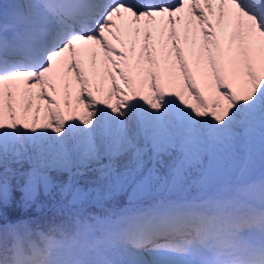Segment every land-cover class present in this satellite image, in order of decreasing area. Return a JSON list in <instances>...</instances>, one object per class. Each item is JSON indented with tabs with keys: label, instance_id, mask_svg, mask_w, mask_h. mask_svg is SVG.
I'll return each mask as SVG.
<instances>
[{
	"label": "rangeland",
	"instance_id": "374dc122",
	"mask_svg": "<svg viewBox=\"0 0 264 264\" xmlns=\"http://www.w3.org/2000/svg\"><path fill=\"white\" fill-rule=\"evenodd\" d=\"M0 2L8 3L7 0H0ZM174 12H176V10ZM143 20L135 17L134 21L131 22L130 28L132 29L133 35L136 34L137 30L134 27L138 21H142L143 23V28L140 32L143 31L146 33L150 30V28H145L149 25L147 22H150V20ZM208 33H210L209 30ZM153 39V42H155V38H150L147 48L148 52L152 49L151 41ZM119 44L120 45L115 44L116 46L114 47L117 49L125 48V44ZM156 45L157 44H153V47H155L153 53L156 52ZM114 47L110 51V54H112L111 57H114L117 53ZM159 47H161V45ZM124 55V51L121 50V53L119 54L120 61L116 58L120 65V69L117 71L119 72L120 77L114 79L116 82H114L113 86L115 85L118 87L120 81L123 83L126 81L129 82V87L127 85H125V87L123 86L124 89H130L125 91L129 94L124 96L129 100L128 104L126 103L127 100L120 96L123 92L121 93V91H117V89L115 90L117 92H112L111 90V93H114L113 97H115L118 101L117 103L124 109V111L129 105L131 107L130 116H128V119L126 118L127 122H123L120 128L116 125V122H112L110 123V129H108L109 124L107 125L108 120H105V117L109 114L105 111L107 109L103 108L99 94L101 84L95 79L92 78V80L90 78L86 81L84 90L87 98L91 100V106L95 107L94 111L96 117L91 115V110L93 109L88 108L87 105L84 104L85 100L83 101L80 98V102L78 101L77 103L76 99L73 98L70 99L74 101L71 103L68 99L59 96V94L61 95L60 90H54V92H52V89L50 92L47 91L45 96L41 92L39 93L38 99H41L48 108L45 105L42 106L38 104L35 100H32L25 105H21V101L15 97V101H12L11 107L5 109L7 112L6 120L0 113V144H7L9 147H17L26 150L29 155H36L41 148L47 150L49 146L57 147L61 143L75 146L81 140L91 136L95 138L96 143L101 148H104L112 142L114 136L119 131L120 134L134 137L138 145L145 149L144 156L145 154H148L145 157L147 163L149 162V164H152L150 157L154 154V133L161 132L162 134H172L175 137V146L170 147L167 152L161 153L156 161V164L161 163V160L165 161L166 159H169L171 154L181 155L176 160L171 171L172 175L168 182L167 192L164 193L165 188L163 185L165 178L163 176L162 184L156 186L154 181L146 191L142 194H138L136 199L153 195L152 192L158 190L157 188H160L159 191L162 192L160 196H163V194H173L179 191L180 184L186 182L188 179L187 164L190 167L200 168L201 171H203V174L198 177L196 184L204 189H210L218 182L217 179L220 178L216 175L217 165L215 166L213 160H218L216 162L219 164V160L225 161L227 159H234L235 165H239V174L247 176L252 168L258 163L257 159H259V153H261L262 146L264 145V103H262L261 100V98H264V65L245 69L242 75L230 80H225V77L220 71L223 70V68H219V66L217 67L216 62V69H219V72L215 83L220 84V86L218 84L217 87L218 91L220 90L218 93L219 95L217 94L216 96L210 97L209 95L202 93L203 90L206 89H201L200 87L196 92L193 90L194 93L192 94L195 95L191 96V99H183L180 102H174L168 95L164 94L162 96L160 93L161 95L158 96V100L160 101L154 100L155 106H152L150 109L151 104L147 102L146 97L142 100L141 95L145 94L147 96L151 89L147 88L149 85L144 86L142 83L137 85V89L131 86L137 81L139 74L134 67V62H131L132 60H129L127 55L124 57ZM151 63L152 70L155 68V71L159 76L160 66L155 65L154 60L151 61ZM199 63L202 62L199 61ZM121 69H124V72L120 71ZM146 72L145 69L140 75H143V73L146 74ZM190 76L192 75L189 74V77ZM87 77L88 73H85L84 78L87 79ZM189 77L181 76V78L185 80H188ZM154 78L156 79H154V84H156L157 76ZM191 81L195 82L196 80L190 77V80H188L189 87H191ZM163 83L164 81H162L161 85ZM256 84H258V86ZM68 89L69 88H67V90ZM133 91L134 93L132 94ZM140 91L143 94L138 93ZM78 104L80 107L77 106ZM137 106L141 108V110L144 109L143 112L140 113L141 119L138 117L136 118ZM123 109H121V111ZM111 128H113V130ZM196 133L202 134V139L204 140L202 147L205 150L199 153L198 159L188 161L190 159L186 157L185 152L182 150V143L186 136L194 135ZM208 133H212L217 138L215 140H210L208 138ZM240 133L244 135L245 139L248 138V143L239 142L242 141L240 138L239 140H236V135H239ZM162 138L164 137L162 136ZM209 144L213 145L211 151L208 150ZM241 145H244L243 154L241 152L239 153L238 149L241 148ZM124 159L126 160L127 157ZM180 161H183V164L181 170L177 173L174 169ZM147 168H149V166L145 165V171H147ZM235 169V166H232L229 169L222 168V174L226 175L222 178L223 182H225V184H221L222 188L231 183ZM143 174V172L140 173L138 177H141ZM153 188L156 189L153 190ZM85 237L90 238L91 236L88 235ZM163 238L165 237L161 236L160 239L147 238L140 243L144 245L139 246H137L138 244H128L131 252L123 257V262L125 264H169L167 258H163V256L165 257L164 254L167 253L166 251L169 250H164L160 247L163 245L160 243ZM175 239L176 237H171L170 241H174ZM167 246H170V244H167Z\"/></svg>",
	"mask_w": 264,
	"mask_h": 264
},
{
	"label": "snow or ice",
	"instance_id": "6c2138e0",
	"mask_svg": "<svg viewBox=\"0 0 264 264\" xmlns=\"http://www.w3.org/2000/svg\"><path fill=\"white\" fill-rule=\"evenodd\" d=\"M261 100L264 103V98ZM208 138L215 140L217 137L208 133ZM203 143L202 134L188 135L182 150L189 159H198L199 153L205 150ZM174 146L172 134L154 133L152 166L145 171V149L134 137L119 131L104 148L91 136L75 146L61 143L57 147L49 146L47 150L41 148L36 155L0 144V264H80L77 260L61 258L55 252L64 245V240L58 239L57 235L67 238L69 224L75 229L73 239L89 233L94 228L89 217L96 225L114 223L113 213L105 216L86 214V209L93 205L103 207L104 202L126 191L133 181L129 201L136 199L159 179L156 161L161 153ZM212 147L209 144L208 150ZM182 164L183 161L178 162L174 171L179 173ZM142 172L144 174L137 180ZM122 219L123 216L117 218ZM187 223L186 219H181L154 228L162 233L185 227ZM140 235L144 240L152 232L142 231Z\"/></svg>",
	"mask_w": 264,
	"mask_h": 264
},
{
	"label": "bare ground",
	"instance_id": "6f19581e",
	"mask_svg": "<svg viewBox=\"0 0 264 264\" xmlns=\"http://www.w3.org/2000/svg\"><path fill=\"white\" fill-rule=\"evenodd\" d=\"M27 1L29 0H25V7H28L26 4ZM200 1H204V4L208 7L211 3H216V0ZM190 3L194 5L195 1L192 0ZM262 3H264V1H262ZM32 5L35 4L33 3ZM183 5L184 4L180 2V4L175 7L176 12L174 13L158 12L155 17H152L155 18L152 27L149 25L145 27L150 28V30L146 33L143 31L140 32L139 30L136 33L137 36L136 34L133 35L130 26L122 22L128 20L131 16L124 15L123 19L118 20V17H114V15L109 14V12L108 16L113 18L109 21V26L111 27L107 32L104 31V28H101L100 21L96 19L95 23L92 24L90 28V34L93 35L94 38H90V35H86L84 37L82 36L80 40H73L71 39V35H66L57 40L52 46L47 47L46 50L41 49L36 55L37 58L40 56V59L38 58L34 62L29 60L23 61L13 64L8 68L1 69L0 74L3 73L0 75V113L2 117L6 120L7 112L5 109L11 107L12 101H15V97L21 101V105L35 100L38 104L44 106L45 104L42 100L38 99L39 93L41 92L45 96L47 91L50 92L52 89V92H54V90H60L61 95L58 93L59 96L68 99L71 103L74 102L70 100L73 98L76 99L77 103L80 98L83 101L85 100L86 102L84 101V104H86L88 108L93 109L91 110V115L96 117L94 111L95 107L91 106V100L87 98L84 90L86 81L93 78L101 84L99 94L103 108L108 110H105L107 114H109L105 117V120L107 119L109 121V123L107 121V125L109 124L108 129H110V123L112 122H116V125L120 128L123 122H127L126 118L128 119V116H130L131 107L129 105L124 111L117 103L118 101L115 97H113L114 93L112 94L111 90L112 92L120 90L121 93L123 92L120 96L127 100L124 96L129 94L125 92L129 88L124 89L123 86L125 87V85H127L129 87L130 84L127 81L124 83L120 81L119 83L117 82L118 87L115 85L113 86L114 82H116L114 79L120 77L119 72H117L120 66H118L115 59L111 57L112 54H110V50L116 45H113V43L107 39L108 35H110L115 42L117 41L118 45H120L119 43L125 44L124 49H116L114 47L117 51L115 54L117 59H120L119 54L121 50H123L124 53L127 52L129 60L134 62V67L137 69L139 76L137 81L131 86L137 89L139 83H142L144 86L149 85L147 88L151 89L150 93L147 94V96L145 94L141 95V99L143 100L144 97L147 98V102L151 104L150 109L152 106H155L154 100L160 101L158 100V96L161 94L162 96L164 94L168 95L174 102H180L183 99H191V96L195 95L192 94L194 93L193 90L196 92L197 89L201 87V89H206L203 90L202 93L210 97L216 96L220 91H218L217 88L219 83H215L219 72V69L217 70L215 65L216 53L219 60L216 46L212 44L211 38L207 36L204 31V16L200 6L194 7L192 9L193 12H191L190 10H182ZM205 5L202 6V8H205ZM217 6L219 9L215 11L216 19L220 20V18L225 17L227 14H232L235 17L228 18L229 27L226 29L232 38L230 47L227 51L228 60H230L228 62V75L229 78L232 79L242 75L245 69L250 68L251 64L259 65L260 62H264V35L259 32L254 33L245 23V18L241 15L236 16L235 11H233L227 3L218 2ZM37 8L38 7H33V9ZM7 15L10 14L4 12L2 16L0 10V21L5 22V17ZM168 18H173L174 21L181 20L182 22L190 23L186 29V34L184 33V40L187 42H189V40L191 42L197 40L198 46L196 48V56H193L195 46L192 44L186 46V51L195 69V73L190 77L196 81L190 82L191 87L188 85V80H190V78L188 80L181 78V76L189 77V73L185 72L183 63L180 64L178 60L176 53L177 48L176 45H174L173 39L162 35L160 29L156 27L158 20H167ZM172 22L173 21L170 20V22L168 21L166 24L171 26ZM18 31L23 33L24 29L19 26ZM29 32L30 30L25 31V33ZM188 34L191 35L189 36ZM157 35H160L162 45L159 47L158 54L153 53V51L148 52L147 48L150 38H156ZM153 41L154 39L151 41V47H153V44H156V40L155 42ZM200 58H202L201 61H203L204 64L198 63ZM153 60L155 65H161L159 68L160 79L156 84H154V77L157 76L158 79L159 76L155 68L152 70L151 61ZM13 61L14 60L10 62ZM145 69L147 71L146 74L143 73V75H140ZM120 71L124 72V69ZM85 73H88L87 79L84 78ZM162 81H164V83L161 85ZM67 88L69 89L67 90ZM116 89L117 91H115ZM133 93L134 91L132 94ZM138 93H141V91ZM128 101L129 100L126 101L127 104ZM77 106L80 107L79 104ZM46 107L48 108V106ZM121 109L123 110L121 111ZM143 110L138 106L136 107V118L138 117L141 119L140 113H142ZM111 129L113 130V128Z\"/></svg>",
	"mask_w": 264,
	"mask_h": 264
},
{
	"label": "trees",
	"instance_id": "16d2710c",
	"mask_svg": "<svg viewBox=\"0 0 264 264\" xmlns=\"http://www.w3.org/2000/svg\"><path fill=\"white\" fill-rule=\"evenodd\" d=\"M147 155L148 154H145V156H144L145 160H146L145 157ZM180 156H181L180 154H171L170 158L166 159L165 161H163L162 164L161 163L155 164L156 175L159 177V179L155 180L156 186L162 183V177L163 176L165 178V181H167L166 178H168V175H169V173H170V171H171V169L173 167V164H174L175 160H177V158H179ZM122 163H123V161H122ZM145 165H148L149 167L152 166V164H149V162L146 163ZM139 177L137 176L136 179L138 180ZM134 183H135V181H133V184ZM133 184H130L126 191L119 193L114 199L104 202L103 207H96V206L93 205V206H90V207H88L86 209V214H95V215H100V216H105V215H108L109 213H113L114 214L112 216V219H113L114 223L109 224V225H105V229L109 228V232L110 231L113 232L111 234V237L114 236V237L119 238L120 236H122L123 231L126 229V223H127L128 218H129L128 209L125 208V207L118 209V207L123 205L125 202H127L126 201L127 200V196L130 193V191L132 190ZM186 185L190 186L189 192H193V193H189L188 195H196V192L198 193V191L200 190L199 188H197L196 186H194L192 184V176H191L189 181H186V183H184V185H183V187L181 189L183 192H185ZM164 188H166L165 185H164ZM154 189H156V188H153V190ZM159 199H160V201H163V203H165V199H162V198L157 197V196H150V197L145 198V199H143L141 201L135 202L133 205H131V207L134 209L135 212H139V213L145 212V211H148V210H154V209L159 208V206H160V204L158 203V202H160ZM123 209H126L127 211L122 212L121 210H123ZM120 216H123L124 219L117 220V218L120 217ZM59 219L60 218H58V220ZM89 220H90V223H92L94 225V228L92 230L99 229V231L101 232V230L103 228L102 227L99 228V226H103V225H96L95 221L91 220V217H89ZM41 226L43 227V225H41ZM109 226H111V228ZM73 228L74 227L71 224H69L67 226V228H66V231L68 233L67 238L60 237L59 235H57V238L63 239V240L64 239L65 240H70L69 242H71V240L73 239V235L69 236V234H70V231ZM101 233H103V232H101ZM79 236H77V237H79ZM77 237H75V238H77ZM97 238L99 240V243H101L100 247H101L102 251L100 253H107L113 261L118 262L119 261L118 260V258H119L118 254H119L120 251H123L122 250V245H118L116 247H113L112 250L106 251L107 248H106V245H105V241L103 242L105 237L101 236V235H97ZM106 239H109V238H106ZM65 240H64V246L60 247V249H59V251H60L59 256L61 257V255L63 254V256L66 257V258H69V259H72V260H73V258H75V260L80 261L81 264H87V262L84 259H78V258H80L81 255L77 254L75 249H67L66 248L67 244L65 245V243H66ZM87 246H89V245H87ZM74 247H76V245ZM103 248H105V249H103ZM88 252L93 253L95 256L98 254V257H101V254L98 251H96V250L95 251L94 250L93 251H88ZM92 261H93V259H91V262L89 264H92ZM100 264H103V263H100Z\"/></svg>",
	"mask_w": 264,
	"mask_h": 264
}]
</instances>
